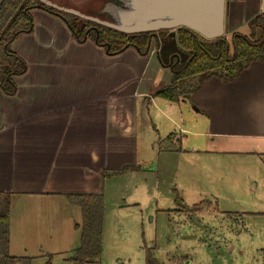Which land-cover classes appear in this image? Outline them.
<instances>
[{"label": "crops", "instance_id": "crops-1", "mask_svg": "<svg viewBox=\"0 0 264 264\" xmlns=\"http://www.w3.org/2000/svg\"><path fill=\"white\" fill-rule=\"evenodd\" d=\"M260 13L264 0H225V39L248 35L250 19ZM30 14L32 31L11 43L25 72L14 77L12 95L0 90V192L11 194L9 249L13 227L24 250L28 242L43 249L61 230L79 231L80 209L68 195L127 198L118 189L123 179L158 174L172 157L183 164L210 157L216 165L219 156L248 152L239 143L264 154V62L246 64L229 82L212 76L188 100L173 102L154 95L172 78L156 41L143 54L129 47L109 55L92 40L76 42L61 18L40 8ZM169 134L182 137L179 148L170 143L159 150ZM126 166L138 169L116 173ZM21 224L30 226L32 239L23 240Z\"/></svg>", "mask_w": 264, "mask_h": 264}, {"label": "rangeland", "instance_id": "rangeland-1", "mask_svg": "<svg viewBox=\"0 0 264 264\" xmlns=\"http://www.w3.org/2000/svg\"><path fill=\"white\" fill-rule=\"evenodd\" d=\"M48 4L85 13L91 3L50 0ZM156 32L164 41V52L170 48L184 59L172 36L163 29ZM238 145L248 152L219 156L216 165L208 163L210 157L200 162L189 158L187 164L172 157L169 163L162 161L158 174L123 179L118 189L127 198H119L115 187V193L103 198L102 251L89 264H145L147 251L160 264H264V154L253 153L246 143ZM203 200L209 202L203 204L207 210L192 211ZM77 221L81 222L80 211ZM27 227L18 226L25 233L23 240L32 239ZM15 232L13 227L9 254L29 257L28 264L48 260L49 264H74L69 258L79 245V231L61 230L47 242L40 235L44 248L28 242L26 250L16 242ZM73 240L74 246L69 244Z\"/></svg>", "mask_w": 264, "mask_h": 264}, {"label": "trees", "instance_id": "trees-1", "mask_svg": "<svg viewBox=\"0 0 264 264\" xmlns=\"http://www.w3.org/2000/svg\"><path fill=\"white\" fill-rule=\"evenodd\" d=\"M40 8L63 20L71 36L81 43L92 40L109 55H115L126 48H134L143 54L149 49L151 32L125 34L95 22L82 19L70 13L55 10L37 0H0V90L7 95L15 92L14 77L25 72L24 61L11 50V43L23 33L32 31L33 19L30 11ZM251 32L248 35L234 32L228 40L225 36L205 39L196 32L179 29L178 42L183 50L180 61L173 59L168 63L172 72L170 84L154 93L169 101L188 100L201 85L212 76L224 82L236 79L244 69L243 63L264 62V14L255 15L249 21ZM182 137L169 134L159 140V150L171 148L170 143L181 144ZM173 141V142H172ZM138 167L126 166L116 173L135 171ZM68 201L79 207L81 224L79 245L69 258L74 264H89L100 258L102 251V231L104 219V201L101 194H71ZM194 205L192 211L207 210L203 204ZM11 194L0 192V264H28L29 257H16L9 254V216ZM50 260L47 261V264ZM145 264H160L149 252Z\"/></svg>", "mask_w": 264, "mask_h": 264}, {"label": "water", "instance_id": "water-1", "mask_svg": "<svg viewBox=\"0 0 264 264\" xmlns=\"http://www.w3.org/2000/svg\"><path fill=\"white\" fill-rule=\"evenodd\" d=\"M48 1L39 0L46 6ZM90 3L85 13L69 12L67 7L55 4L48 6L125 34L175 29L177 42L180 28L208 40L224 34L225 0H90Z\"/></svg>", "mask_w": 264, "mask_h": 264}, {"label": "flooded vegetation", "instance_id": "flooded-vegetation-1", "mask_svg": "<svg viewBox=\"0 0 264 264\" xmlns=\"http://www.w3.org/2000/svg\"><path fill=\"white\" fill-rule=\"evenodd\" d=\"M181 29V28H180ZM164 31H166V33L167 34H169L170 36H172L174 39H175V42H176V44H177V46L181 49V47H180V45H179V42H177V39H176V34H175V29H172V30H164ZM151 40H150V43H149V46H150V44L152 43V41H156L160 46L158 47V50H159V53H160V55L161 56H163L162 54L164 53V54H167L166 56H165V59L167 58V62H172L173 61V59H176L177 61L181 58L180 56H179V54L178 53H176V52H174L172 49H168L167 50V52H164V50H163V43H164V41H160V39L158 38V34H157V32L155 31V32H151ZM178 36H179V30H178ZM181 51H183L182 49H181Z\"/></svg>", "mask_w": 264, "mask_h": 264}]
</instances>
